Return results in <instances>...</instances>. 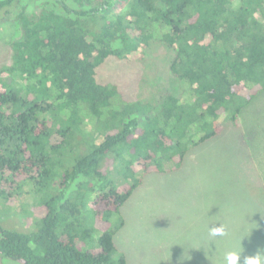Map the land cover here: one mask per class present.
<instances>
[{
	"label": "trees",
	"instance_id": "1",
	"mask_svg": "<svg viewBox=\"0 0 264 264\" xmlns=\"http://www.w3.org/2000/svg\"><path fill=\"white\" fill-rule=\"evenodd\" d=\"M9 23L0 212L31 196L17 214L33 229L0 226L1 259L128 264L115 235L147 175L177 172L230 131L245 150L264 140V0H0ZM157 47L167 56L153 71L177 91L143 102L99 81L108 61Z\"/></svg>",
	"mask_w": 264,
	"mask_h": 264
},
{
	"label": "rangeland",
	"instance_id": "2",
	"mask_svg": "<svg viewBox=\"0 0 264 264\" xmlns=\"http://www.w3.org/2000/svg\"><path fill=\"white\" fill-rule=\"evenodd\" d=\"M15 32L12 23L0 27V63L8 57ZM163 50L157 47L145 62L108 61L98 79L117 85L126 99L155 103L161 90L177 91L171 77L153 71L167 56ZM259 105L264 111V99ZM234 134L191 152L177 172L145 177L123 209L124 226L115 235L128 264H227L230 252L241 254L243 264L258 250L264 264V140L245 150L233 141ZM22 203L30 205L31 196L22 193L11 207L19 213ZM2 213L1 227L33 229V222L24 223L17 213ZM213 227H223L225 234L211 235ZM0 264L17 263L0 258Z\"/></svg>",
	"mask_w": 264,
	"mask_h": 264
},
{
	"label": "clouds",
	"instance_id": "3",
	"mask_svg": "<svg viewBox=\"0 0 264 264\" xmlns=\"http://www.w3.org/2000/svg\"><path fill=\"white\" fill-rule=\"evenodd\" d=\"M210 234L213 236L224 235L223 227H213L210 229ZM261 250L257 251L255 256H249L243 258V264H261ZM227 264H241V254L230 252L227 255Z\"/></svg>",
	"mask_w": 264,
	"mask_h": 264
}]
</instances>
